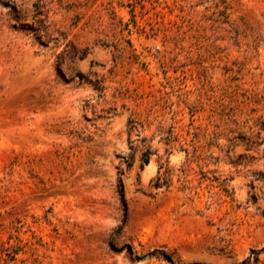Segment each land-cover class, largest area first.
Instances as JSON below:
<instances>
[{
  "label": "rangeland",
  "instance_id": "obj_1",
  "mask_svg": "<svg viewBox=\"0 0 264 264\" xmlns=\"http://www.w3.org/2000/svg\"><path fill=\"white\" fill-rule=\"evenodd\" d=\"M261 122L264 0H0V264H264Z\"/></svg>",
  "mask_w": 264,
  "mask_h": 264
},
{
  "label": "trees",
  "instance_id": "obj_2",
  "mask_svg": "<svg viewBox=\"0 0 264 264\" xmlns=\"http://www.w3.org/2000/svg\"><path fill=\"white\" fill-rule=\"evenodd\" d=\"M4 6L7 7L8 5L7 4H4ZM11 9H12V7H11ZM262 132H264V123L263 122H261L259 124V129H258V133L257 134L260 135ZM149 155H150V153H148V152H146L145 154H143L142 159H141V163H142L141 167H143V165H146L148 163V161H149ZM154 187L155 188L160 187L159 180H158V183Z\"/></svg>",
  "mask_w": 264,
  "mask_h": 264
},
{
  "label": "bare ground",
  "instance_id": "obj_3",
  "mask_svg": "<svg viewBox=\"0 0 264 264\" xmlns=\"http://www.w3.org/2000/svg\"><path fill=\"white\" fill-rule=\"evenodd\" d=\"M3 113V112H2ZM4 115V114H3Z\"/></svg>",
  "mask_w": 264,
  "mask_h": 264
}]
</instances>
